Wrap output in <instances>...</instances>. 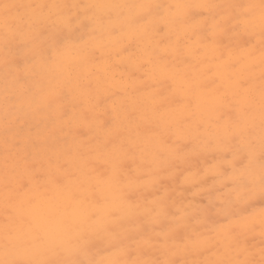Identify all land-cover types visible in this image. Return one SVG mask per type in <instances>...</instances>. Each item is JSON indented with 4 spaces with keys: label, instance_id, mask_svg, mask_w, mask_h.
I'll return each mask as SVG.
<instances>
[{
    "label": "snow or ice",
    "instance_id": "6c2138e0",
    "mask_svg": "<svg viewBox=\"0 0 264 264\" xmlns=\"http://www.w3.org/2000/svg\"><path fill=\"white\" fill-rule=\"evenodd\" d=\"M0 53V264H264V0L4 3ZM68 53L105 72L134 66L153 103L144 111L107 105L110 97L95 94L100 81L71 80L50 84L36 102L41 82L32 72ZM169 81L175 87L167 93L154 87ZM204 97L214 115L193 122L192 101ZM37 113L45 115L36 120ZM57 122L61 134L53 139L45 129ZM41 151L51 153L47 166ZM208 154L226 192L219 204H196L194 216L183 184L197 182L177 179ZM53 193L61 199L41 211ZM51 223L57 226H45ZM93 249L105 255L96 259Z\"/></svg>",
    "mask_w": 264,
    "mask_h": 264
},
{
    "label": "rangeland",
    "instance_id": "374dc122",
    "mask_svg": "<svg viewBox=\"0 0 264 264\" xmlns=\"http://www.w3.org/2000/svg\"><path fill=\"white\" fill-rule=\"evenodd\" d=\"M208 1L210 3H234V2H240V0H0V5L4 3H13V4H29V3H41V2H58V3H64V4H80V3H94V2H111V3H139V2H152V3H180V2H204ZM248 2H258V0H248ZM73 13L82 14L81 10L79 9H71ZM87 39V36L85 37ZM248 38L245 37L244 40H247ZM224 43L227 44V39L224 40ZM250 43H255V40L253 39L250 41ZM245 47L248 46V44L244 45ZM130 51H136L135 48L130 49ZM70 55H73L72 53L66 54L65 57H69ZM97 56H99V53H97ZM0 59H2V53H0ZM71 60H67V63L70 64ZM93 63H98V61H93ZM195 63V61H193ZM32 78L35 81L41 82L40 86L37 87L36 90V96L35 101L39 102L44 96L48 95L51 92V88L49 87L50 84H54L57 82H62L63 73L60 70L59 65L56 64H50V65H44L43 67L37 66L34 71L32 72ZM135 76L139 77V73H137ZM140 78V77H139ZM142 79V78H140ZM143 88V86L141 85ZM154 87H161L162 91L167 93L171 88L175 87V85H172L171 82H167L164 85H155ZM151 89V88H148ZM3 95H4V81H3V66L2 63H0V120H3ZM28 101H25V111L27 112L28 109ZM205 105L207 103H204ZM213 104V103H212ZM212 104L209 105L212 110ZM204 105V106H205ZM39 114V113H37ZM35 114V115H37ZM31 118V117H29ZM106 118V117H105ZM41 128L44 129V125L41 124ZM49 129V126H48ZM48 129H45L48 131ZM60 129V127H59ZM26 131V129H25ZM33 132H35V128L32 129ZM52 138L59 136L57 135V129L54 128L52 130ZM180 143H184V141H180ZM2 150V151H1ZM51 153H40L39 159L42 162V159L44 156H49ZM4 156L3 147L0 145V159H2ZM43 156V157H42ZM41 157V158H40ZM55 159V158H53ZM44 163V161L42 162ZM216 163V160L212 158L211 154L208 155H199L193 158L192 166L188 168V173L191 180H195L196 186H194L191 182L184 183V194H183V204L189 205V202L191 201L192 204L190 207H187L186 210L189 212H192L195 216L196 213L194 212V209L196 207V204L202 203L207 204L209 202V198L216 203L219 204V199L223 198L224 192H226L225 189L220 188L218 184H216L215 180L212 177V166ZM45 165V164H44ZM1 166V163H0ZM97 169L102 170L104 168L103 163H97ZM131 167V166H130ZM1 168V167H0ZM187 172V171H186ZM185 172L184 176H180L177 179V184H180L184 181L185 175H187ZM195 172L196 176H191V173ZM207 172V175L205 173ZM203 180V183H200V181ZM164 183H169V181L165 180ZM215 185V186H214ZM219 198V199H218ZM44 204L41 206V211H47L44 209ZM262 206V202L259 199V197L255 200V209L258 211V209ZM71 211V209H69ZM46 227L55 228L53 223L46 224ZM256 228H259V226H256ZM156 231H159L157 228ZM258 231V230H257ZM252 239V237H249V239ZM255 238V234H254ZM151 239L153 241L155 240H163V237L156 236L155 233H151ZM259 235H257L256 239L253 240V242L258 246L260 243ZM100 247H102V243L98 242ZM105 253L102 251L97 253L95 249H93V256L96 259L101 258L104 256Z\"/></svg>",
    "mask_w": 264,
    "mask_h": 264
},
{
    "label": "bare ground",
    "instance_id": "6f19581e",
    "mask_svg": "<svg viewBox=\"0 0 264 264\" xmlns=\"http://www.w3.org/2000/svg\"><path fill=\"white\" fill-rule=\"evenodd\" d=\"M204 2H208V1H204ZM67 60H71L70 64L67 63ZM57 65H59L60 70L64 75L62 81L71 80L75 84H88L89 82H91L94 86L97 81H100L101 82L100 87L96 89L95 94L99 95L102 99L104 97H110V99L103 100L104 104L110 105L112 101L115 100L118 104H124L129 110L144 111L145 109L150 107V105L153 103V97L150 95L152 89H144L141 87L140 81L144 79L143 73L141 71H137L136 68L130 64L122 63L119 64L112 71L105 72L100 62L98 63L78 62L75 60L74 55H70L69 57H64L60 62L57 63ZM137 73H139V77L142 79L135 76ZM118 89L122 90V94L120 96H112L111 93L117 91ZM138 89L141 90L138 91ZM238 100L241 103L243 102L242 97H238ZM204 103L207 104L205 105ZM212 103L213 101L211 97H204L200 101L193 99L189 113L192 117V121L193 122L207 121L210 118H212L214 113L212 112L209 106ZM43 115L45 114L39 113L35 115V119L40 120ZM48 126H49L48 131H50L51 135L53 134L52 130H54V128L57 129L58 132L57 135L61 134L59 131L60 124L58 122L55 125L49 123ZM125 126H127L126 121H125ZM48 131L46 130V132ZM212 131L213 129H208V133H211ZM200 132L202 136L207 135V133H205V130L203 128L200 129ZM132 138L135 139L134 134ZM2 141H3V120H0V145L3 147ZM43 161L45 166H47L48 156L46 157L44 156L42 162ZM61 162H63V158ZM0 163H1L0 195H2L4 156L2 159H0ZM97 163H103V161H97ZM130 166L132 168L135 167L133 164H131V162H129V167ZM186 174L187 175H185V177L190 176L188 171L186 172ZM52 195L55 197L54 200L45 201L43 203L45 205L44 206L45 210L51 209L52 206L61 199V197L56 193H53ZM2 223H3V213H2V206H0V224ZM53 225L54 227L57 226L56 223H53ZM257 226L259 225L257 224ZM254 234H255V238H254L255 240L257 235H259V228H256Z\"/></svg>",
    "mask_w": 264,
    "mask_h": 264
}]
</instances>
